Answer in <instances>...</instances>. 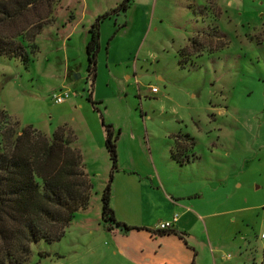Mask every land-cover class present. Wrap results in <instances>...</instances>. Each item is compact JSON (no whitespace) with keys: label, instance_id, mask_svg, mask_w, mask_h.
<instances>
[{"label":"rangeland","instance_id":"374dc122","mask_svg":"<svg viewBox=\"0 0 264 264\" xmlns=\"http://www.w3.org/2000/svg\"><path fill=\"white\" fill-rule=\"evenodd\" d=\"M119 1L0 0V42L19 43L15 55L25 53L24 60L0 55V112L48 138L62 129L69 146L79 151L92 185L86 214L75 213L57 241L31 245L24 264H129L113 248L111 231L116 229H101L100 195L110 162L99 115L85 100L90 79L77 38L86 22ZM148 4L146 25L120 28L110 39L123 17L105 18L99 27L91 98L116 136L110 189L120 183L121 170L130 175L124 179L134 181L136 174H151L153 165L160 177L177 180L200 173L205 178L198 189L201 201L220 199L223 209L232 211L227 216L234 221L230 226L225 222L222 234L236 231L239 221L245 224L241 229H261L264 0ZM82 13L87 21L77 24ZM72 27L74 34L66 35ZM150 87L158 92L151 93ZM58 91L71 96L55 104L51 94ZM171 141L173 155L181 160L193 156L186 167H174L173 174L169 164L158 166ZM173 192L178 202L185 188L177 183ZM253 241L251 250L264 254V240ZM221 248L234 255L238 245L228 241Z\"/></svg>","mask_w":264,"mask_h":264},{"label":"trees","instance_id":"16d2710c","mask_svg":"<svg viewBox=\"0 0 264 264\" xmlns=\"http://www.w3.org/2000/svg\"><path fill=\"white\" fill-rule=\"evenodd\" d=\"M131 3L132 0H120L113 8L95 16L87 27L84 44L85 71L90 79L85 100L99 115L103 146L110 162L108 180L100 195L101 226L106 231L127 232L133 227L117 221L110 207L111 173L116 169V136L112 126L103 121L91 93L100 49V23L105 18L116 21L119 15L123 17L109 37L112 38L125 26L124 15ZM6 14L9 20L10 14ZM16 47L21 50L22 46L12 41L0 42V55L14 54L10 56L24 60L22 51L15 55ZM170 156L179 164L187 160H181L171 150ZM91 189L80 153L69 146L62 129L56 128L48 138L30 125L9 121L0 112V264H24L31 245L38 241H57L73 215L88 205ZM170 232L174 233L170 229L160 234Z\"/></svg>","mask_w":264,"mask_h":264},{"label":"crops","instance_id":"0c3cea01","mask_svg":"<svg viewBox=\"0 0 264 264\" xmlns=\"http://www.w3.org/2000/svg\"><path fill=\"white\" fill-rule=\"evenodd\" d=\"M149 1L132 0L124 15L123 29L128 31L136 23L147 24ZM70 15L73 17L72 12ZM82 21H87L84 13L79 15L77 24ZM86 23L87 25L82 27L83 30L77 32V38L83 46L90 22ZM74 31L76 27H72L66 35L72 36ZM172 141L166 147L167 154H163L158 166L169 164L173 174L174 167H186L193 156L183 163H177L170 156ZM153 166L151 174H147L148 172L136 174V181L124 179L122 176L128 178L130 175L128 170H121L122 176L118 177L120 183L110 189L109 203L115 219L133 227L125 233L120 230L111 231L114 236L113 248L126 262L129 264H264V254L259 256L253 248L251 250V241L254 240L253 243H256L257 240H261L259 233L262 228L250 226V229L244 227L241 229L245 224L239 221L236 231L222 234V231L228 228L226 223L230 226L234 221V218L227 216L232 211L224 210L220 199L201 201V192L198 189L205 182L203 175L199 173L195 179L186 180L182 177L177 180L174 175V178L167 175H163L162 178L160 172L156 170L157 166ZM177 183L185 188V192L181 193L182 197H176L180 199L178 202H174L173 191ZM86 212L84 209L77 211L76 214H86ZM173 213L178 215L171 229L174 233L160 234V231L154 229L157 221L169 219ZM228 241L238 245L234 255L222 252L223 242ZM209 245L213 247L209 248Z\"/></svg>","mask_w":264,"mask_h":264},{"label":"built area","instance_id":"2783aa9c","mask_svg":"<svg viewBox=\"0 0 264 264\" xmlns=\"http://www.w3.org/2000/svg\"><path fill=\"white\" fill-rule=\"evenodd\" d=\"M151 93H156L157 89L155 87H150ZM71 93L68 91H58L51 94V100L55 104H61L68 98H70ZM178 215L173 213L169 219H164L157 221L154 225V229L157 231H167L172 229L173 223L177 220ZM259 238L264 240V225L259 233Z\"/></svg>","mask_w":264,"mask_h":264}]
</instances>
